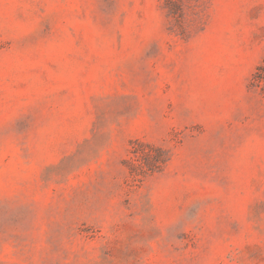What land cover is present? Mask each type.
Wrapping results in <instances>:
<instances>
[{"label": "rangeland", "instance_id": "rangeland-1", "mask_svg": "<svg viewBox=\"0 0 264 264\" xmlns=\"http://www.w3.org/2000/svg\"><path fill=\"white\" fill-rule=\"evenodd\" d=\"M263 59L264 0H0V264H264Z\"/></svg>", "mask_w": 264, "mask_h": 264}, {"label": "trees", "instance_id": "trees-1", "mask_svg": "<svg viewBox=\"0 0 264 264\" xmlns=\"http://www.w3.org/2000/svg\"><path fill=\"white\" fill-rule=\"evenodd\" d=\"M253 85L261 86L264 89V59L262 63L257 67V70L253 75ZM155 150H157V155L155 154V162L154 163L147 162V165L149 166L151 172H154L155 170H159L162 167V165L165 163L164 157L160 155L159 148ZM144 156L150 157V154L144 153ZM133 171L136 172V174H138V171H136V169H134Z\"/></svg>", "mask_w": 264, "mask_h": 264}]
</instances>
